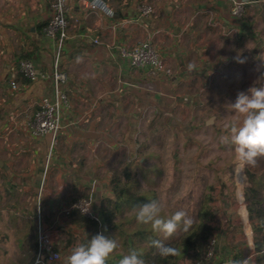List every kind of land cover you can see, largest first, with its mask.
<instances>
[{
  "label": "crops",
  "instance_id": "0c3cea01",
  "mask_svg": "<svg viewBox=\"0 0 264 264\" xmlns=\"http://www.w3.org/2000/svg\"><path fill=\"white\" fill-rule=\"evenodd\" d=\"M50 3L0 0V256L10 255L16 264H33L38 216L56 234L55 250L65 255L61 264L74 248L70 237L79 244L88 240L76 216L63 210L83 196L98 210L111 198L113 150L126 140L133 143L129 158H135L146 148L143 129L155 133L163 125L174 158L176 131L235 122L231 105L237 94L264 87V0H250L241 18L231 14L228 0H66L68 40L60 66L70 107L62 113L57 147L43 175L48 141L30 137L26 124L40 97L51 93V81L29 82L17 64L30 60L51 73V52L39 39ZM141 5L154 12L140 16ZM141 43L157 51L170 76L132 68L114 48ZM160 139H153L157 150ZM215 238L213 261H239L252 253L243 226L226 224Z\"/></svg>",
  "mask_w": 264,
  "mask_h": 264
},
{
  "label": "rangeland",
  "instance_id": "374dc122",
  "mask_svg": "<svg viewBox=\"0 0 264 264\" xmlns=\"http://www.w3.org/2000/svg\"><path fill=\"white\" fill-rule=\"evenodd\" d=\"M2 19V17H0ZM260 80H264V62L262 63V70L259 74ZM220 122V121H219ZM234 123L233 120L220 126L217 121L214 124L208 126L198 127L196 129H189L186 133L182 134L180 131H176V137L174 139L173 147L176 151L175 157L172 158L168 154L169 142L171 135L164 130V126L161 125L155 133H149L146 129H143V136L141 139V144L146 146V148L138 153H136L135 158H129L132 151V141L126 140L124 145H121L118 149L113 150L117 157H113L112 172L109 175L108 181L109 186L113 187L111 180H118L120 184L117 188L123 189V187L128 184L131 186L128 194L140 195L148 193L150 196H154L158 201L163 203L164 212L162 215L170 216L174 211H178L174 204L175 199L167 200L165 199L164 189L170 181L171 171L174 169L180 171L181 173V189L179 195H183L188 191V188L192 186L193 177L196 171L200 168L203 170L199 171L197 174L204 177L206 184L213 189L210 195L213 197L212 202L209 203L210 212L212 214L211 218L207 222L212 228V234L216 236L219 230L228 224L229 227L234 225L235 227L243 226L248 238H251L252 242V252L255 248L254 246V233L252 230L251 221L248 219L247 215L244 216L242 213L243 204L246 202L243 199V188L247 185L246 180V170L251 171H262L264 170V158H258L255 165H241L244 174L245 184L242 189H238L236 185V160L234 155V146L229 141L228 143H222L221 138L227 135V127ZM217 125V126H216ZM159 136V150L155 148L156 143H153L155 135ZM187 136L188 140L183 142V137ZM147 139V140H145ZM57 147V145H56ZM55 147V148H56ZM172 149V147H170ZM169 149V150H171ZM121 155V156H120ZM143 158L141 162L139 159ZM123 171L131 173V177L126 180L123 176ZM116 185V184H114ZM220 187L221 189H218ZM112 192V191H111ZM240 195V204H237V197ZM80 199H86L85 196L80 197ZM115 195L111 193V198L103 202V209L111 213V223L116 225V228L110 229L108 234H105V229L107 228V223L104 220V216L101 213L105 227L99 228L92 227L91 225L82 224L84 230L86 231V236L90 239L93 232L102 233L110 239H115L118 247L113 252L111 256H115L122 252V242L124 236L119 233L118 227H121L124 232H132L137 228L136 224L130 225L124 223L125 220L132 217L134 212L126 210L127 207L122 206L119 211H114L112 205L108 201H113ZM187 204L183 207V210L189 215L190 208L187 209ZM246 213V212H245ZM247 214V213H246ZM138 223V222H137ZM111 224V225H112ZM242 224V225H241ZM61 241L65 239V234L61 231ZM180 230L175 233V236L180 234ZM160 238L164 239L162 234L155 233ZM215 236H213L215 238ZM73 240L74 247L79 244L77 237H70ZM216 239V238H215ZM259 241V238H256ZM255 252V250H254ZM251 254V252H250ZM249 251L245 253L244 259L248 257ZM60 255V254H59ZM109 257V259L111 258ZM65 255H60L59 260L56 263H63ZM34 262V261H33ZM16 261H11V256L6 255L0 256V264H16ZM24 264L25 261H22ZM192 260L188 256H183L182 259L178 261V264H191ZM255 264H264V254L261 260H257L255 255Z\"/></svg>",
  "mask_w": 264,
  "mask_h": 264
},
{
  "label": "built area",
  "instance_id": "2783aa9c",
  "mask_svg": "<svg viewBox=\"0 0 264 264\" xmlns=\"http://www.w3.org/2000/svg\"><path fill=\"white\" fill-rule=\"evenodd\" d=\"M228 1L231 5V14L236 18H241L245 14V5H247L250 0ZM49 7L50 15L41 30L39 39L41 43H45L48 46V49L51 52L53 58L51 73L47 74L37 70L30 60L21 59L17 64L18 73L23 79L29 82H36L38 80L51 81V93L40 97L37 110L26 124L30 137L41 139L46 138L48 141V154L45 157L43 175L48 168L51 152L57 145L62 113L70 107L69 98L65 92L67 75L60 66L61 54L68 40L67 3L66 0H51ZM153 12L154 9L150 5H141L138 7V13L140 16L151 15ZM93 42L98 43L96 40ZM114 48L120 58L125 59L128 65L132 68H148L154 73L164 76L171 75V70L165 65L157 51L148 43H141L132 48L122 45H114ZM263 60L264 42L260 63H262ZM10 86L11 88L16 87L14 82H10ZM236 166V185L238 189H242L245 184V177L240 163L236 162ZM64 187L65 183H62L61 188ZM73 211H76L86 219L95 222L99 228H103L105 225L100 211L95 209L87 199H78L63 210L65 215H69ZM34 235L36 241V253L33 264L56 263L60 258L59 253L55 250V245L57 243L56 234L39 216L36 217L35 220ZM215 248L216 239L211 237L208 241L205 257L197 264H227L228 260L213 261ZM250 255H252V253Z\"/></svg>",
  "mask_w": 264,
  "mask_h": 264
},
{
  "label": "trees",
  "instance_id": "16d2710c",
  "mask_svg": "<svg viewBox=\"0 0 264 264\" xmlns=\"http://www.w3.org/2000/svg\"><path fill=\"white\" fill-rule=\"evenodd\" d=\"M200 170L202 171L203 168L196 171L192 186L181 196L179 195L181 189V173L177 170L171 171L169 184L166 189H164V197L167 200L175 199L174 204L177 210H183L182 206L187 204V209L190 208V214L188 216L193 219V224L187 232L180 230L181 232L178 236L174 234L168 239L160 238L149 227L137 223L136 220L135 207L157 199L153 195L150 196L148 193H141L140 195L128 194L131 186L126 184L123 189H118L117 185L120 184V182L118 180L110 181L111 184H113L111 191L115 195V199L112 202L108 201L110 205H112V209L114 211H119L122 206H125L127 207L126 210L134 212L132 217L125 220L124 223L130 225L136 224L137 228L128 233L124 232L121 227H118V229H120L119 233L124 236L122 242L123 249L121 253L111 256L107 264H118L119 260L133 249L143 254L142 258L146 261V264H178V261L185 255L192 260L191 264H197L205 257L208 241L214 236L211 226L207 224L212 216L209 203L213 200V197L210 195L213 189L206 184L204 177L197 174ZM245 174L247 185L243 188V198L246 202L245 208L247 217L251 221L252 230L255 234L254 250L257 260H261L264 254V170L258 172L246 170ZM123 176L128 180L131 177V173L123 171ZM102 205L103 202L100 211L107 223L105 234H108L110 229H117V227L111 223V213L103 209ZM175 212L176 211H174V213ZM72 213L76 216L78 222L97 227L95 222L86 219L78 212L73 211ZM256 238L260 240L257 241ZM155 239H160L166 245L180 249L183 255L180 257H161L157 249L151 246V241ZM86 241L87 240L83 241V243Z\"/></svg>",
  "mask_w": 264,
  "mask_h": 264
},
{
  "label": "clouds",
  "instance_id": "9594fccd",
  "mask_svg": "<svg viewBox=\"0 0 264 264\" xmlns=\"http://www.w3.org/2000/svg\"><path fill=\"white\" fill-rule=\"evenodd\" d=\"M231 108L236 114V120L227 127L228 134L221 138V142H231L238 163L254 166L258 158H264V87L253 86L246 92H239ZM135 212L139 224L149 227L154 233L162 234L164 239L172 237L178 229L187 232L193 224V219L184 210H178L167 217L162 215L164 205L158 200L135 207ZM151 246L163 258L183 255L180 249L168 246L160 239L152 240ZM117 247L115 239L97 233L86 242L76 245L66 258V264H107ZM142 255L133 249L118 264H146ZM227 264H255V253L253 251L252 255L239 261L229 259Z\"/></svg>",
  "mask_w": 264,
  "mask_h": 264
},
{
  "label": "water",
  "instance_id": "95a60500",
  "mask_svg": "<svg viewBox=\"0 0 264 264\" xmlns=\"http://www.w3.org/2000/svg\"><path fill=\"white\" fill-rule=\"evenodd\" d=\"M88 1H97V0H88ZM253 1H256V0H253Z\"/></svg>",
  "mask_w": 264,
  "mask_h": 264
}]
</instances>
